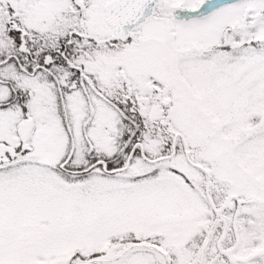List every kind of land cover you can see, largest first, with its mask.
<instances>
[{"label":"snow or ice","instance_id":"snow-or-ice-1","mask_svg":"<svg viewBox=\"0 0 264 264\" xmlns=\"http://www.w3.org/2000/svg\"><path fill=\"white\" fill-rule=\"evenodd\" d=\"M0 264H264V0H0Z\"/></svg>","mask_w":264,"mask_h":264}]
</instances>
